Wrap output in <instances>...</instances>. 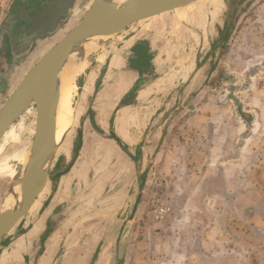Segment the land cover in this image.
Segmentation results:
<instances>
[{"label": "crops", "instance_id": "1", "mask_svg": "<svg viewBox=\"0 0 264 264\" xmlns=\"http://www.w3.org/2000/svg\"><path fill=\"white\" fill-rule=\"evenodd\" d=\"M213 1L218 4L203 0L186 11L177 9V15L129 28L95 53L79 79L78 105L83 109L75 129L79 131L66 144L50 188L2 240L0 264H109L113 243H123V237L108 230L109 218L107 222L97 218L103 219L99 208L95 215L101 194H107L102 202L111 206L109 210L130 211L140 200L146 168L158 170L162 163L172 170L165 188L177 193L184 190L177 189L179 182H188L191 191L196 189L190 199L194 214L183 209L172 216L171 230L182 233L172 236L166 264H256V257L264 264V199L254 180H264V160L253 148L248 152L245 139H240L246 129L237 109H200V101L192 109L191 88L195 90L198 82L200 90L206 81L200 86L199 79L193 80L201 68L197 62L190 64L186 56L175 60L173 54L185 37L188 44L197 38L202 42L209 19H216L227 6L221 0L216 9ZM184 12L191 13L190 20H179ZM170 17L176 30L160 32ZM15 50L12 58L17 63L27 51L24 45ZM5 59L3 81L12 66ZM174 114L178 116L173 118ZM255 170L262 175H254ZM250 194L258 197L249 201ZM132 206L130 213H136L138 207ZM248 208L253 216L238 224L233 216ZM256 209L263 212L257 221ZM100 221L101 229L95 224ZM95 241L107 244L95 249ZM114 257L118 264H137L142 258L137 250H119Z\"/></svg>", "mask_w": 264, "mask_h": 264}, {"label": "rangeland", "instance_id": "2", "mask_svg": "<svg viewBox=\"0 0 264 264\" xmlns=\"http://www.w3.org/2000/svg\"><path fill=\"white\" fill-rule=\"evenodd\" d=\"M16 1L0 0V35L4 30V22L11 13ZM92 1L84 0L78 12L71 18L66 27L57 36L40 41L31 57L17 62L18 64L14 68L8 67V74H5L6 77L4 74L2 76L5 77L4 81L0 80V109L42 55L82 20ZM217 1L218 4L213 1V4L216 3L217 5L216 9H218L221 0ZM224 1L227 4L226 8L219 13L216 19H209L207 23L208 28L205 34L202 33L201 35L202 42L199 43V39L197 38L196 41L191 39L188 44V38L186 39L185 37L182 41L181 49L178 50V47L176 50H173L174 59L178 60L180 56H186L188 61H192V63L189 62L190 64L195 66L197 62L201 67L199 71L196 70L194 72L193 80L199 79L200 86L203 84L202 81L205 80L206 86L198 90V82L194 83L196 88L195 90L191 88L190 92V95H193L195 98V101L191 102V105H193L192 109L198 108V101L201 102L199 105L200 109H237L239 116H244V121L241 119V122H243L242 124L246 129L240 139L242 137L245 139V146L248 147V152L251 147L254 149V153L258 155V158L264 160V0ZM199 4L201 2L194 4V7ZM190 7H193V5L186 9ZM186 9L184 8L183 11H186ZM174 13L177 15L176 10ZM171 17L165 21H170ZM191 17V13H185L181 18H178L179 20L187 21ZM161 18L157 17L152 21ZM145 21H141L138 24L144 23ZM176 24L170 21L160 29V32L164 33L167 30L175 31L177 28ZM100 48L97 47L91 53L87 54V64L81 69L75 81L77 95L74 102L75 110L71 129L65 138L66 140L62 142L58 149L47 189L50 188L53 177L59 174L56 167L63 161L66 144L72 135L77 134L79 131L75 130L77 129L76 126L83 111L80 105H78L79 79L84 77L91 60ZM2 51L3 47L0 49V72H5V68L1 66V59L3 58ZM172 63L175 64L177 62ZM177 116L178 114H174L173 118ZM35 126L36 115L34 109L31 107L20 117L0 142V168L16 170L17 172L21 171L23 165H21L20 158L32 144L35 135ZM262 167L264 168V164ZM146 169L142 179L143 185L140 200L135 204H131L130 211L121 213L119 209L109 210L111 206L107 204V207L102 202V200L107 198V194L102 193L100 198L101 204H96L95 207V215L98 213L96 210L99 208L103 219L102 217L97 218L105 222L109 218L111 222L108 225V230H114L113 234L115 236L119 235L120 239L123 237V243L122 240L113 243L114 256L119 250L123 253L137 250L140 251L142 256L141 263L136 259L137 264H150L151 259L153 264H166L173 243L172 236L177 234L179 236L182 233V229L171 230L172 216L180 214L183 209V212H186V214L189 212L193 213L191 211L192 209L190 210V199L196 195V189L191 191V186H189L188 182L184 185L179 182L177 189L178 187L184 186V190L182 189L180 192L172 193V190L170 191L164 187L167 184L165 179H167V176H171L169 172L172 171L166 168V164H159L158 170H156L157 166L152 171H150V168ZM254 173L258 177L262 175L256 170ZM175 179L174 183L176 184L178 178ZM254 180L255 183L258 182L256 188H261L262 194L260 196L264 199V180L262 179V182L259 181V178H254ZM253 185L255 184L253 183ZM11 187L12 180L8 176H0V211L10 196ZM257 197L256 194H250L249 201ZM132 205L138 207L136 213H130L133 210ZM107 210L109 213H106ZM248 211L249 208L239 209L237 215L233 216L234 218H238V224H241V219H246V216H253L249 215ZM209 213H212L211 210H209ZM262 213V210L256 209L254 220H259ZM233 217L231 218L233 219ZM125 220H130V223ZM122 222L125 224H122ZM101 223L103 222L100 221L99 224H95L99 225L98 227L101 229ZM240 227L239 225L234 227L238 235L241 233ZM118 243L119 246H117ZM98 244L97 241L93 243L95 249L99 246ZM101 244L99 248L105 246L107 242H102ZM240 247L245 248L244 246ZM232 248L237 249V247ZM243 248L242 250H244ZM114 256L111 258L113 260L109 264H118L119 259L115 260ZM262 263L256 257V264Z\"/></svg>", "mask_w": 264, "mask_h": 264}, {"label": "water", "instance_id": "3", "mask_svg": "<svg viewBox=\"0 0 264 264\" xmlns=\"http://www.w3.org/2000/svg\"><path fill=\"white\" fill-rule=\"evenodd\" d=\"M201 1L203 0H129L121 4L115 0H94L80 23L42 55L27 72L0 109V142L31 107L36 115L35 135L28 161L23 168L26 172L29 194L17 196L15 202L5 205L0 211V244L5 237L17 229L47 188L60 147L56 138L60 77L68 63L73 59L78 63L85 60V52L90 43L102 47L129 28L150 23L154 18L165 17L177 9L187 8ZM35 15L37 21H31L34 26L39 23L38 19L43 14L36 11ZM58 19L55 32L67 17L63 15ZM141 21L145 22L138 24ZM12 22H16V19L11 17L8 23ZM4 35L5 30L0 35V49L4 46ZM32 43V38H29V46ZM16 64L15 60L11 67L14 68ZM50 137L52 151L47 155L43 150V144L45 139Z\"/></svg>", "mask_w": 264, "mask_h": 264}, {"label": "flooded vegetation", "instance_id": "4", "mask_svg": "<svg viewBox=\"0 0 264 264\" xmlns=\"http://www.w3.org/2000/svg\"><path fill=\"white\" fill-rule=\"evenodd\" d=\"M83 1L55 0L54 3V0H17L3 25L5 40L1 61L6 58L5 60L11 65L14 62L12 57L15 55V49L19 45H24L27 52L17 59L18 62L31 57L40 41L57 36L66 27L78 12ZM51 2L53 4H50ZM36 11L41 12L43 16L39 17V23L34 26L31 21H37ZM63 15L67 17V20L61 22L58 31L55 32L54 30L57 28H55V24L59 21L58 18L61 19ZM11 17L16 19V22L8 23V19ZM29 38L33 40L31 46H29Z\"/></svg>", "mask_w": 264, "mask_h": 264}, {"label": "bare ground", "instance_id": "5", "mask_svg": "<svg viewBox=\"0 0 264 264\" xmlns=\"http://www.w3.org/2000/svg\"><path fill=\"white\" fill-rule=\"evenodd\" d=\"M115 1L123 4V3H127V1L129 0H115ZM96 47L97 46L92 45V43L88 44L85 55L87 56V54L91 53ZM86 64H87L86 58L85 60H82L80 63H78L76 60L73 59L65 67L60 77L61 90H60V100L57 110V121H56V138H57V143H60V145L62 144L63 141L66 140L65 138L68 136L69 131L71 129V124L73 121L74 110H75L74 102L77 95V87L75 85V81L81 69ZM51 139H52L51 137L45 139L43 144V150L47 155H49L52 151ZM30 147L31 145L29 146L27 151L23 154V156H21L20 158L21 165H23L21 171L17 172L16 170H6L4 168H0V176H8V178L12 180L11 189H13V192L10 193L9 198L5 202V205H9L15 202L17 196H25L29 194V189L26 185V172L23 168L28 161Z\"/></svg>", "mask_w": 264, "mask_h": 264}, {"label": "trees", "instance_id": "6", "mask_svg": "<svg viewBox=\"0 0 264 264\" xmlns=\"http://www.w3.org/2000/svg\"><path fill=\"white\" fill-rule=\"evenodd\" d=\"M224 40H226V38H224ZM113 138H115L119 142V144H121V141L117 137L113 136ZM121 146L126 150V147H124L122 144H121ZM58 166L59 165H57L56 169H59Z\"/></svg>", "mask_w": 264, "mask_h": 264}]
</instances>
